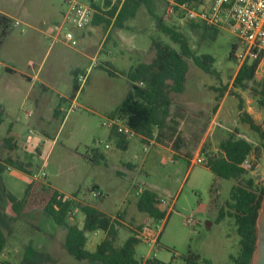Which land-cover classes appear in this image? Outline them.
Returning <instances> with one entry per match:
<instances>
[{
    "label": "rangeland",
    "instance_id": "obj_1",
    "mask_svg": "<svg viewBox=\"0 0 264 264\" xmlns=\"http://www.w3.org/2000/svg\"><path fill=\"white\" fill-rule=\"evenodd\" d=\"M5 1L0 0V7ZM24 1L11 0L16 5L13 8L10 5V8L16 13ZM213 1L193 0L192 4L196 8H207ZM51 5L60 11L66 10L64 0H46L45 5L38 8L39 14L44 15ZM152 9L165 24L177 27L188 38L189 45L196 54H210L215 59L213 68L216 73L212 76L195 66L191 59L187 60L186 91L171 94L174 107L177 106L178 96L180 101L190 104L188 116L206 124V117L197 115L193 110L201 108L204 113L208 114L212 110L215 113L225 98L220 105L219 116L208 132L209 139L211 140V132L212 135L221 133L233 137L234 134L228 131L232 130L233 133L245 135L260 145L259 135L250 129L243 118L248 116L258 125L263 123L264 109L257 103L259 96L256 92L258 81L263 78L256 77L255 81L247 83L246 89L234 85L240 66L230 58V52L232 45L237 44V38L226 25L212 27L217 30L215 36L192 29L191 22L184 21L177 11H170L167 0H153ZM62 19L61 14L57 25L61 24ZM123 24L124 29H113L103 51L92 62V69L88 73L90 79H86L77 94V107L70 109L75 98L76 81L72 71L69 72L68 82L64 84L68 96L63 104L64 110L46 125L49 140L41 143L42 148L40 153L37 151V155L34 150L26 151L29 163L23 167L25 172L14 168L3 172L1 180L5 182L9 192L21 199L29 182L33 180V175L39 174L42 179L39 181L54 188L66 198L81 205H91L109 217L119 220L115 245L120 247L131 236L139 235V242L134 247L137 260L154 257L164 263L172 261L173 264H184L183 258L194 253L199 255L203 264H233L231 257L238 253V236L233 222L227 219L218 224L209 213L213 184L219 189L220 203H224L229 199L233 180L217 181L214 173L208 171L204 163L192 165L181 161L164 166L166 172H171L166 178L148 175L142 170L141 164L133 168L126 167L124 162L130 154L118 150L115 144L111 150L104 148L111 132L102 123L116 109L128 85L126 78L116 75L117 71L128 70L130 65L137 62L150 61L151 55H154L151 50L153 39L177 49V46L157 29L155 19L145 5L138 10L134 18L124 21ZM11 28L13 34L19 37L22 36V29L29 31L23 25L13 24ZM102 36L103 33L99 32L92 37L87 52L94 54ZM14 42L16 43V40L12 39L10 44L14 45ZM43 42L38 49L30 47L16 50L11 46V49L5 51V55L22 66L27 65L29 72L40 78H43L51 64L56 62L57 53H60L61 57H80L62 42L52 43L47 38ZM78 48L79 41L74 49ZM108 52L113 55L109 56ZM29 54L33 56L32 65L29 64ZM4 58V55H0L1 63ZM90 64L89 60H85L80 68H86ZM108 70L116 74H109ZM3 73L2 68L0 75ZM23 80L26 81L24 77ZM37 87H40L39 83ZM54 98L58 101L57 95H54ZM240 102L242 107L239 106ZM25 112L20 113L21 122L24 124L21 132L29 135L31 130L36 139L41 136L39 129L30 125V118ZM98 141L102 142L100 146ZM132 143L134 152L139 151L137 136ZM30 145L26 144L27 148ZM94 149L101 152V157L94 158ZM253 152L257 169L254 173H247L245 177L254 178L264 184V147ZM207 157L208 154L204 153L200 158L206 161ZM176 167L180 168V172L175 170ZM189 167L190 171L187 173ZM147 187L152 188L159 198L165 201L164 219L156 220L138 210L137 193ZM94 191H99L101 196L94 197ZM0 208L10 219L5 230L7 247L3 258L11 264H19L22 261L28 245L36 250L35 259L40 264H96L81 262L71 256L64 247L67 228L57 225L42 210L36 209L17 218L2 195V190ZM146 219L148 221H145ZM83 220L84 214L76 208L68 223L81 228ZM104 237L102 231L88 234L86 248L94 251Z\"/></svg>",
    "mask_w": 264,
    "mask_h": 264
},
{
    "label": "trees",
    "instance_id": "obj_2",
    "mask_svg": "<svg viewBox=\"0 0 264 264\" xmlns=\"http://www.w3.org/2000/svg\"><path fill=\"white\" fill-rule=\"evenodd\" d=\"M179 2L193 0H178ZM145 5L149 14L155 19L157 29L177 46V49L161 41L152 40L151 50L154 58L150 63H140L125 74L131 90L119 106L110 114L111 117L124 119L126 124L135 131L137 136L151 138L153 129L160 125L169 115L172 106L171 94H180L185 90L186 76L188 72L187 60L201 69L205 74L212 76L216 73L213 65L215 59L210 54L198 55L191 49L188 38L172 25L164 23L163 19L157 17L152 9L153 0H124L117 15V24L122 25L124 21L134 18L138 10ZM11 19L0 13V46L7 36L11 27ZM192 29L202 30L204 33L215 36L216 29L200 23L191 22ZM237 45H232L230 58L235 60L234 52ZM259 60L252 63H243L234 79V85L247 88V83L255 81V70ZM109 74L115 72L108 70ZM257 103L264 109V79L258 81ZM79 90L77 81L74 84L76 96ZM242 107V102H240ZM250 129L260 137V145L256 148L243 139L228 137L220 143V152L215 155H208L205 166L216 176V180H233L234 184L230 190L229 199L220 203L219 189L216 184L211 188L210 215L215 218L216 223L224 220L233 222L238 236V253L231 257L233 264H252L253 255L257 244V221L264 202V184L254 178H246L247 171L240 165L246 157L254 150L264 147V121L261 125L246 116L243 118ZM122 141L126 139L113 131ZM94 158L101 157L97 149L93 150ZM11 167L24 170L18 163H11ZM5 170L0 164V174ZM0 190L15 216L21 217L30 211L40 209L51 218L57 225L65 226L67 233L64 247L67 252L78 261H86L96 264H173L164 263L157 258L137 260L134 247L139 242L137 236H131L120 247L115 243L118 238L117 224L119 222L100 211L99 209L85 204L75 203L66 198L54 188L42 181L31 180L25 190V194L18 199L9 192L3 185L0 177ZM137 208L140 212L146 213L149 217L164 219L165 211L159 208L160 198L150 188H143L138 195ZM84 214L83 225L80 228L75 224H69L74 216L75 209ZM10 219L0 208V264H11L3 258L7 247V236L5 230ZM102 231L104 239L94 251L86 248L88 234ZM36 250L28 245L24 257L19 264H40L36 261ZM184 264H203L199 255L190 253L183 258Z\"/></svg>",
    "mask_w": 264,
    "mask_h": 264
},
{
    "label": "crops",
    "instance_id": "obj_3",
    "mask_svg": "<svg viewBox=\"0 0 264 264\" xmlns=\"http://www.w3.org/2000/svg\"><path fill=\"white\" fill-rule=\"evenodd\" d=\"M90 1L94 8L91 24L84 30L73 29L75 37L80 43V48L74 49L62 43L80 57H61L60 53H57L56 62L54 61V63L51 64L43 78H40L38 75H32L27 65L22 66L12 58L6 57L5 51L11 49V46L16 50L30 47L38 49L40 45L44 43L43 40L46 39V34L52 32L53 27L57 25L63 10L60 11L56 6L51 5L45 10L46 13L44 15L39 14L38 8L43 7L46 0H25L19 10L17 9L18 12L16 13L10 8V5H12V8L16 5V3L11 2V0H6L3 6L0 7V13L11 19V27H13L14 21L18 20L21 23L20 25L29 29L28 32L22 29V36L19 37L13 34V28L10 27L7 36L0 46V55H4L5 57L4 62H0V70L2 68L4 69V73L0 75V129L3 130V132L0 133V164L5 167L3 172L14 169V167L8 164L9 162L18 163L23 167L28 165L27 150L29 152H31L30 149L34 150L33 152H35L36 155L37 151H41V143L50 138L46 125L50 124L51 120L58 117L64 110L63 104L68 97L65 92L66 85L64 84L68 82L69 72L74 71L73 75L74 79H76L75 76L79 73L91 70L92 62H94L103 51L113 29L125 28L124 24H117V15L124 0ZM99 32H102L103 36L96 51L92 55L91 51L90 53L87 52V49L90 47L89 43L92 37ZM12 39L16 40L14 45L10 44ZM108 55L112 56L113 54L112 52H108ZM153 58L154 55H151L150 61L137 62L130 65L128 70L117 71V74H115L127 79L125 74L128 73L130 69L140 63H150ZM28 59L29 64H34L31 54H29ZM85 60H89L91 64L86 68H80ZM23 77L26 81L23 80ZM87 78L88 80L90 79L89 75ZM38 83L40 87H37ZM130 90L131 84L128 81L127 90L123 92L117 106L126 98ZM54 95L58 96V101H55ZM224 100L225 98L222 99L221 103ZM221 103L218 105L215 113L213 110L208 114L204 113L201 108L193 110L197 115L206 117L205 124L200 123L199 119L195 117H189L190 104L185 103V101H180L177 96V106L174 107V103L172 102L168 117L160 125L154 127L152 137L142 138L137 136L140 145L139 151L134 152L133 150L134 144L132 141L135 137L124 142L122 138L118 137L111 130V134L106 139V144L110 146L107 150H111L115 144L118 150L130 154L124 162L126 167L133 168L141 164L142 170H145L146 174L158 175L162 178H166L171 173L166 172L164 169V166L167 164H177L178 161H181L182 163H190L193 165L197 164L196 160L202 157L204 153L208 155L219 154L220 143L230 136H225L221 133L217 135L213 133L212 135L211 132L210 140L208 132L211 131L212 126L219 116ZM21 112H25V115L27 112L32 113L31 117L27 116L30 118L28 121L30 120V125L39 129L38 131L41 134L40 137L35 139L34 136H32L31 141H27L28 134L24 135L21 132L24 125L21 122ZM110 114L108 117H111ZM199 133L202 134L199 135ZM25 143L31 145L27 148ZM216 145H218V147ZM144 147H147L146 152L144 151ZM99 154L101 155V152H99ZM34 158L35 156L33 155L32 159ZM25 169H27V167ZM206 169L211 171L208 167H206ZM175 170L180 172V168L176 167ZM189 171L190 167L187 173ZM2 173L0 174L1 179ZM30 176L31 175H29V177ZM4 183L5 182L2 181V185L5 187ZM164 206L165 204H159L161 211L165 210ZM117 221L119 222V220ZM145 221L148 220L146 219Z\"/></svg>",
    "mask_w": 264,
    "mask_h": 264
},
{
    "label": "built area",
    "instance_id": "obj_4",
    "mask_svg": "<svg viewBox=\"0 0 264 264\" xmlns=\"http://www.w3.org/2000/svg\"><path fill=\"white\" fill-rule=\"evenodd\" d=\"M66 10L62 13L61 24L55 25L53 31L46 34L47 40L54 42H62L72 48L78 46V40L75 37L73 29L84 30L92 22L94 8L90 0H64ZM170 11H177L182 15V19L188 22L200 23L208 27H221L226 25L230 32L237 38V47L234 52L235 61L241 66L243 63H252L259 60L255 70V76L264 79V0H214L210 7L196 8L191 1L179 2L178 0H167ZM16 26L20 25V21L15 20ZM1 68V64H0ZM89 71L84 74H78L76 81L79 90L82 84L86 81ZM72 102L70 109L77 107L76 98ZM28 117L32 116L31 112H27ZM103 126L117 134L122 135L126 140L136 137L133 131L119 117H108L103 121ZM229 133L234 134L237 139H243L250 143L253 148L258 146L257 143L250 140L242 134H235L232 130ZM33 132L30 130L27 141L30 142ZM102 142L98 141L100 146ZM105 149H109L108 144L104 145ZM147 151V147H144ZM253 151L246 157L240 167L248 173H254L257 165L254 162ZM196 163L201 164L205 161L201 158L196 160ZM43 175V174H42ZM33 180H42L38 175H33ZM141 192L137 193L139 195ZM94 197L101 196L99 191L93 192ZM161 204H165L163 199H160ZM139 238V235H137ZM147 240V239H146ZM147 259V258H146ZM146 259H143L144 261Z\"/></svg>",
    "mask_w": 264,
    "mask_h": 264
},
{
    "label": "water",
    "instance_id": "obj_5",
    "mask_svg": "<svg viewBox=\"0 0 264 264\" xmlns=\"http://www.w3.org/2000/svg\"><path fill=\"white\" fill-rule=\"evenodd\" d=\"M252 264H264V202L257 221V244Z\"/></svg>",
    "mask_w": 264,
    "mask_h": 264
}]
</instances>
